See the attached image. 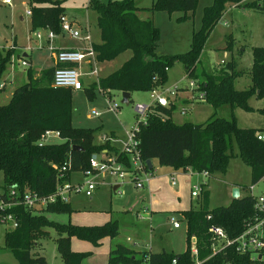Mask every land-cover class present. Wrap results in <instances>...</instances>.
Segmentation results:
<instances>
[{
  "label": "trees",
  "instance_id": "obj_1",
  "mask_svg": "<svg viewBox=\"0 0 264 264\" xmlns=\"http://www.w3.org/2000/svg\"><path fill=\"white\" fill-rule=\"evenodd\" d=\"M63 1L28 0L31 28L47 27L60 32V16L65 9ZM227 3H241L264 12L263 0H212L202 8L200 26L193 29L188 49L160 54L156 51L159 27L151 18L140 17L138 11L143 8L168 13L182 11L177 16V20L181 21L193 15L198 0H152L149 7H140L134 0H89L88 5L96 11V26L100 35V41L93 44L96 60L113 59L127 49L131 50V54L117 68L100 76L97 82L93 81L85 89L89 96L98 88L111 98L114 90L129 91L130 95L136 90H156L166 82L169 67L175 61L182 62L186 77L196 79L198 88L204 92L202 97L205 101L214 109L228 105L231 115L218 116L214 111L203 122L177 123L172 119L174 102L162 105L152 101L146 122H140L136 131L141 157L145 161L155 159L159 165L173 168L206 170L210 176L225 173L230 157L236 155L249 166L251 183H256L264 176V139L257 137L258 133L264 132V127L238 125L233 110L237 106L251 110L253 107L249 98L252 95L264 97V46L254 45L251 48L252 63L246 70L251 82L245 88L239 89L234 85L235 77L243 73V69L237 67L235 58L226 60L216 73L197 66L205 41ZM11 54V49L0 48V81ZM61 65H74V62ZM54 67L43 69L37 76L28 69L27 80L13 89L6 103H0L3 198L7 199L4 194L9 189L20 194L29 190L39 196L48 195L56 188L57 173L62 164L66 162L68 167L59 179L61 182L70 179L72 172L89 167L93 152L115 150L121 158H127L110 141H96L99 127L72 124L73 89L51 85ZM257 110L264 114V106ZM46 129L57 131L62 140L40 141ZM73 145L79 148H72ZM145 167L148 171L153 168H149L147 163ZM203 183L197 205L180 210L185 220L184 250H136L116 243L108 252L107 264H172L173 256L189 264L192 237L196 239L198 257L203 259L199 264H226L227 261L231 264H251L249 256L239 254L232 245L216 251L209 258L205 257L212 251L210 225H219L228 236H234L243 228L244 221L255 214L254 197L248 192L232 197L227 204L210 206L209 190ZM73 210L69 200L60 198L44 204L41 211L22 204L10 206L8 211L14 214L17 225L5 231L3 238L4 246L17 259L16 264L47 263L38 246L40 239L49 235L44 227L55 228L56 250L64 264H81L82 259L91 254V251L73 250L70 245L72 236L99 245L103 237H114L119 232L117 220L112 218L100 224H78L50 217L53 212L70 213Z\"/></svg>",
  "mask_w": 264,
  "mask_h": 264
},
{
  "label": "rangeland",
  "instance_id": "obj_2",
  "mask_svg": "<svg viewBox=\"0 0 264 264\" xmlns=\"http://www.w3.org/2000/svg\"><path fill=\"white\" fill-rule=\"evenodd\" d=\"M82 1L84 0H64L65 9L62 14L65 15L66 18H69L67 16L68 14L70 17L77 18L81 23H90L93 26H96L94 9L83 6ZM211 1L212 0H198L193 15L181 21L177 20V16L181 15L182 11H174L172 13L157 10L154 11V18L152 21L160 29L156 48L157 53L183 52L188 49L192 30L197 29L200 26L202 8L204 5L211 3ZM134 2L137 5L149 7L152 0H134ZM149 11L153 12L151 10ZM247 12L248 13L243 11L236 13L235 15H230L228 19L231 20L227 26V13L225 14L223 11V14L212 28L205 41L204 50H202L200 61L197 64L198 67L204 66L210 71L216 73L223 63L226 62V60H229L224 53V50L226 49L223 47L226 46L227 41L229 40L227 34L230 32L232 33L233 43L235 41V49L239 50L243 47V50H240L241 54H239V56H237V53L233 52V55L238 58L237 67L243 69L242 72L248 70L247 67L251 64L250 61L252 59L250 44L257 43L264 46V12L253 11L251 9H248ZM141 14L144 15V13ZM11 33L16 35L18 41L9 37ZM32 38V29L31 31H28L25 19L20 20L12 7L0 4V48H9L12 50L11 57L14 62V65H12V72L15 74L13 78L12 76H10L11 78H8L5 89L0 91L1 104L6 103L9 100L6 96L12 89L27 80L28 69H45L53 64L50 50L47 47L34 46L36 44L34 38ZM57 38H55V43H58L57 41H59L60 43L65 44V40H68V38H66L61 41ZM69 38L73 42L74 40H72V38L77 39L78 37L69 36ZM21 42L24 44H21ZM55 45L57 46V44ZM33 47H35V49ZM25 49H28V53L31 54L32 67L31 65L24 66L20 62L17 63L18 57H22V52ZM130 52V49L123 51L109 61V68L103 70L99 69V62H97L98 76L105 75L104 73H106L108 69L110 71V69L113 70L117 68L126 58L129 57ZM7 67L5 73L9 70V67L11 68L10 63ZM168 72V78L164 85L155 91L157 94L164 95L169 102H174L175 108L172 113V119L174 121H202V119H205V117L211 112H209V108L215 111V115L230 117V109L226 104L220 105L214 109L213 107H210L209 104L203 102L202 108L200 107L199 110L195 111L197 113L196 117L192 115L193 112L191 111H182L187 105H185V103L183 104L181 99L173 97L174 94H171L170 91L177 87L175 89V96H177V94L178 96H190V99L192 100L193 98L200 96L202 90L199 89L200 87L199 84H197L196 79L193 80V85L189 84V81L192 78L186 77L182 62L175 61L169 67ZM7 73V75L10 74L9 72ZM7 75L6 77H8ZM93 81L97 82V80ZM93 81L86 82L85 80V85L89 86ZM250 82L251 77L247 72L241 74L235 79V85L238 88L247 87ZM121 93V91L117 90L112 91V98L117 104H119L118 109L113 110L107 103L106 95L100 89L96 88L94 93L90 96L84 88L74 90L72 94V124L83 127H99V132L95 137L96 139H99V136L102 134H105L106 138L109 136L112 137L113 134L108 131L114 130L116 138L125 141L127 138L126 131L130 129L135 121V103L142 102L149 104L152 102V97L148 90H136L131 93L130 101L124 103L121 101ZM250 101L251 103H256L257 99L251 97ZM203 105H207L206 108H203ZM92 109L98 110L99 114L93 115L91 113ZM235 112H237L239 117L238 123L241 126L248 125L247 123L259 125V123H261L259 122V119L263 116L258 111H246L241 108H236ZM61 140L62 138L59 136H51L48 138V141L50 142H59ZM114 146L118 148L119 151V146L115 144ZM234 150L236 151L235 143ZM107 152H109L110 155L116 154L115 150ZM93 154H97L99 157L102 154V151L93 152ZM152 163L155 168L160 166L155 159L152 160ZM132 175L133 173H129L125 174V177L120 178L112 174L100 173L94 176V180L98 182V184L92 192L89 193L86 188H84L78 192L71 193L69 199L74 208L72 215L75 214L73 216L74 218L71 217V219L73 218L75 220V217L76 219L77 217H81V215H78L81 212L95 211L99 213L98 218H101L100 223H103L109 218L116 219L119 228L117 235L114 237H106V239L102 241V247L100 249H93V252L89 254V259L86 264H107V260L105 259L107 255L106 249L109 247L108 242L113 243L112 245L123 243L127 246L135 247L136 250L146 248L149 244L155 249H160L162 246H165L176 252L185 249V220L181 216L180 211L171 210L166 212H154L151 216L140 215L142 213L141 211L144 210L142 207L143 201L140 198L141 196H144V186L137 187L132 179ZM70 177L71 178L68 180H84L80 171L72 172ZM225 179H227V183L223 181ZM64 180L66 181L67 179ZM116 183H120V186L114 189L113 185ZM209 183L210 205L228 203L232 196L231 189L233 186L239 187L241 195L249 192L248 186L251 184L250 168L238 156L232 155L229 159L225 173H214L211 176ZM3 190L5 189L2 186V172L0 171V194ZM252 191L256 194H264V176L255 183ZM185 192L187 193V191ZM188 192L193 205H197L198 202H196V199L199 197L200 192L196 196L191 195L190 189ZM5 201L9 202L8 200ZM10 204L11 203L6 205L7 208L12 206ZM42 207V204H38L32 209L35 211H41ZM50 217L58 221L66 222L70 220V213L53 212L50 214ZM170 217H174L179 222V227L173 226ZM12 227L13 226L7 221L0 222V264L17 263V259L13 253L4 246L3 234ZM44 228L48 231L49 235L40 239L41 243L38 245L41 247L40 252L44 254L48 260L47 264H64L56 250L55 238L57 232L55 228ZM84 242H87L91 247L93 246L88 241Z\"/></svg>",
  "mask_w": 264,
  "mask_h": 264
},
{
  "label": "built area",
  "instance_id": "obj_3",
  "mask_svg": "<svg viewBox=\"0 0 264 264\" xmlns=\"http://www.w3.org/2000/svg\"><path fill=\"white\" fill-rule=\"evenodd\" d=\"M5 2H10L11 0H4ZM264 1V0H263ZM27 13H30L29 9ZM60 28L63 31L68 32L71 36L79 37L84 40H87L88 43L83 48H71V47H58L54 45L51 41L55 37L56 32L47 27H41L34 30L35 38L40 44V41L43 38V31L45 29L46 37L48 38V47L54 53L55 58V67L52 72V86H65L71 87L73 90L80 89L82 87V81L80 78L81 72L79 66L82 61H90L95 63V50L91 42V36L88 31L81 33L78 28L72 26V22L65 17V15L60 16ZM20 62L22 65H29L26 58H21ZM67 62H74L76 65H61ZM95 67L92 72H95ZM190 85L194 84L193 80L189 81ZM3 86V83L0 82V87ZM177 88V87H176ZM175 88V89H176ZM175 89L171 90V94H175ZM157 90V89H156ZM152 101H157L159 104L168 105L169 101L164 95L157 94L155 90H151ZM204 92H200L202 97ZM108 105L113 110L118 109V104L111 97L105 96ZM149 104L136 102L135 109V121L131 125L130 129L126 131L127 138L123 141L122 146L119 149V153L122 152L127 155V158L124 160L119 156L118 153L110 155L109 152L102 151V154L98 157L97 154H91L89 158V167L80 170V173L84 177V180H64L60 181L62 178L64 170L67 169L68 164L65 162L59 168L57 173L58 182L56 188L53 192L45 196H39L35 192L25 190L20 194L17 190L9 189L3 198V194H0V222L7 221L11 226L17 225V220L14 214L8 211L7 204H23L27 207L34 208L38 204H46L47 202L55 201L57 198L62 200H69V196L73 192H78L86 188L87 192H92L95 186L98 184L94 180V176L100 173H108L118 177H125V174L133 173L132 179L137 187H143L145 183L148 182L151 172L148 171L145 167L146 161L141 157L139 139L136 135V131L139 128V123H145L147 112L149 110ZM91 113L93 115H98L99 111L92 109ZM51 136H58V132L52 129H46L43 131L40 136V141H48V138ZM257 137L264 139V133L260 132L257 134ZM109 136L106 138L105 134L99 136L100 141H105L110 139ZM107 153V154H106ZM204 176H208L206 170H201ZM174 183V179L172 178ZM202 183H195L192 185L191 195H198L201 190ZM255 183H251L248 186L249 193L254 197V210L255 214L247 218L244 221L243 228L234 236H228L223 227L219 225L212 224L209 227V230L212 233V243H211V253L205 258H209L216 251L223 249L228 245L232 247L239 254H247L251 264H264V194L263 193H253ZM8 200L9 202H6ZM170 221L173 226H178L179 222L174 218L170 217ZM195 237L191 239L190 245V257L191 262L189 264H199L203 259L198 257V249L195 245ZM172 264H187L184 259H178L176 256L171 258ZM226 264H231L230 261H227Z\"/></svg>",
  "mask_w": 264,
  "mask_h": 264
},
{
  "label": "crops",
  "instance_id": "obj_4",
  "mask_svg": "<svg viewBox=\"0 0 264 264\" xmlns=\"http://www.w3.org/2000/svg\"><path fill=\"white\" fill-rule=\"evenodd\" d=\"M88 2H89V0H84V1H82V5L85 6V7L91 8L88 5ZM0 4H4V5H8V6L12 7L13 11L17 13V16L20 18V20H24L25 19V21L27 22L28 31L29 30L31 31L32 28L30 26V13H27V10L29 9L28 0H11L10 2H5L4 0H0ZM63 5L65 7L64 2H63ZM138 6L147 7V6H141V5H138ZM248 9H251L253 11H257L255 9L250 8V7L243 6L241 3H227V6H226V8L224 10L225 14L227 13V26L229 25V22L231 20V19H228L230 15H235L236 13H240V12H243V11L248 13L247 12ZM154 11H156V10H154ZM154 11L150 12L148 9L143 8V9H140L138 11V15L140 17H142V18H151V20H153ZM157 11H163V10H157ZM65 13H66V11H65ZM94 13H95L94 16H95V22H96V11ZM141 13H144V15H142ZM67 16L69 17L68 19L72 22V26L75 27V28H78L81 33H84L86 31H88L90 33L92 45L94 43L100 41L99 29L97 28V26H93L90 23H87V24H85L83 22L81 23V21H79L77 18L70 17L68 14H67ZM225 21H224V23H225ZM38 28H41V27H38ZM35 29H37V28H35ZM35 29H32V35H33V38H34V42L36 44L34 46L45 47V48L47 47L49 49V47H48L49 41H48V38L46 37L45 29H42L44 34H43L42 40L40 41V44L37 41V39L35 38V34H34V30ZM60 31H61L60 33L56 32L55 37L51 41L54 45L57 44L58 47L83 48L88 43L87 40H84V39L79 38V37L77 39H73L72 38V40H74L72 42L71 39H70L71 37L69 38V36H71V35L68 32L63 31L62 29ZM9 37L14 38V39H16V41H18L15 34L11 33V35ZM57 37H60V38H57ZM72 37H75V36H72ZM55 38H57V39H59L61 41H62V39L65 40L66 38H68V40L67 41L65 40V42H64L65 44H62L59 41H57L58 43H55V40H56ZM227 38H229V40L227 41L226 46L223 47L224 49H226V50H224V53L228 57L227 59H230V58H235L236 59L237 57L233 55V52L237 53V56H239V54H241L240 50H243V47L241 49H239V50L235 49V41L233 43L232 33L229 32L227 34ZM32 39H31V41H32ZM21 44H24V43L21 42ZM230 44H231V48H229ZM254 45H259V44H257V43L256 44H250L251 48ZM33 48L35 49V47H33ZM29 50H33V49H29ZM49 50H50V56L53 58L52 59V63L53 64L50 65L49 67H52V66L55 65V58H54V53L52 52V50L51 49H49ZM203 50H204V47H203ZM130 54H131V52H130ZM22 57L26 58V59L28 57L27 61H28V63L30 62L29 65H31V67H32V64H31V59L32 58H31V54L28 53V49H25L22 52ZM22 57H18L17 63L20 62V59ZM251 58H252V49H251ZM95 59H96V57H95ZM111 60L112 59L104 60V61H97L96 60L95 63H91L90 61H86V60L82 61V63L79 66V70L81 72L80 78H81V81H82V87L80 89H82V88L85 89L88 86V85H85L87 81L98 80V78L100 77V76H98V72H97V62H99V69L103 70L105 68H109V61H111ZM236 61H237V66H238V58L236 59ZM250 62L252 63V59H251ZM9 63L11 65V68L9 67V70L7 72H9L10 74L7 75L8 73L4 72L3 77H2V79L0 81V82L3 83V86H1L2 90L5 89L6 82H7L8 78H11L10 76H12V78H13V76L15 75L12 72V65H14L12 57H11ZM74 65H76V63H74ZM24 66H26V65H24ZM250 66H251V64L247 68H249ZM49 67H47V68H49ZM94 67H95L96 71L92 72ZM238 68H240V67H238ZM43 69L44 68L39 69V70L35 69V70H32V71L34 72L35 76H37V75L40 74V72ZM110 71H112V70L110 69ZM110 71L108 69V71H106V73H104V74L106 75ZM245 72L246 71H244L243 73H245ZM168 74H169V72H168ZM6 75L8 77H6ZM185 75H186V72H185ZM240 75L241 74L237 75L235 77V79L238 76H240ZM235 79H234V85H235ZM85 80H86V82H85ZM191 80H193V79H191ZM235 87H236V85H235ZM236 88H238V87H236ZM185 89H186V87H185ZM239 89H241V88H239ZM76 90H79V89H76ZM12 91H13V89L7 94L6 97L8 99H9ZM149 92L151 93V91H149ZM173 97H177V98L181 99L182 103L183 104L185 103V105H187V106H185L184 109H182V111H184V112H190L191 111V112H193L192 115L194 117H196V114H197L195 111L199 110L200 107L202 108V103L203 102L209 104L210 107H213L210 103L205 101L204 97H198L197 96V98H193L192 100L190 99V96H178V94H177V96H175V94H174ZM251 97H254L255 99H257V102L256 103H251V101H250ZM251 97L249 98V104L253 107V109L246 110V109H244V108H242L240 106H237V107L234 108L233 112L235 114L237 123L239 122V117L237 115V112H235L236 108H241V109H244L246 111H258L259 113H261L259 110H257V108H260V107L264 106V97H257L256 95H252ZM206 106L203 105V108L204 107L206 108ZM229 109H230V107H229ZM209 112L210 113L208 114V116H206L205 119H202V121H198V120L197 121L184 120V121L203 122V121L207 120L213 114L214 111L211 110V108H209ZM230 112H231V109H230ZM261 114L263 116H262V118L259 119V122H261V123H259V125H256L254 123H247L248 125H243V126H252V127H259V128L264 127V114L263 113H261ZM184 121H182V122H184ZM182 122H177V123H182ZM238 125H239V123H238ZM108 132L113 134L112 137L110 139H108V141L110 140V142H112L113 144L119 146V149H120V147L122 146L123 140H120L119 138H116V134H115L114 130H110ZM262 133H264V132H262ZM96 141L97 142H104V141H100L98 138L96 139ZM151 163H152V160H151ZM152 166H153V168L150 171L151 172V176H150L148 182L145 183V185H144V196L140 197L141 200L143 201L142 202V207L144 209L143 211H141L142 213L140 215H142V216H148V215L151 216V215H153L154 212H161V211H165L166 212V211H171V210L180 211L182 209H186L188 207L194 206L193 203H192V200L189 198L188 190L190 189V191H191L192 184H195V183H198V182L199 183L206 182L205 185H206V187L209 190V204H210V188H209L210 183L209 182H210V178L212 176L211 174H210V176L207 177V176H204L201 171L192 170L189 167H187L185 169H182V168H173V167H171L169 165H160L159 167L155 168L153 163H152ZM172 178L174 179V183L172 182ZM223 181L227 183V179H225ZM229 182H231V181H229ZM117 184H118V186H120V183H117ZM185 191H187V193ZM239 196H242L240 189H239ZM231 198H232V196L230 197L229 201L231 200ZM69 201H70V199H69ZM70 203H71V201H70ZM224 204H227V202L224 203ZM210 206H215V205H210ZM74 215H72V212H70V221L73 222V223H78V224H98L99 223L100 224V222H101V218H98L99 213L95 212V211L94 212H92V211L81 212L80 214H78V215H81V217H77V219L75 217V220L73 219ZM71 217H73V218L71 219ZM109 219H111V218H109ZM174 227H179V225L178 226H174ZM105 239H106V237H103L101 239V243L99 245H93L90 242L93 245L91 247L89 244H87V242H84V241H87V240L80 239V238H77L75 236H72L71 239H70V245H71V248L73 250H76V251H91V253H92L93 249L94 250H98V249H100L102 247V245H101L102 241H104ZM110 243L111 242H108V246L109 247H107V249H106L107 255H106V259L105 260H107L108 252H109L110 248L113 246L112 245L113 243H111V244ZM163 248L167 249V250H170V249L166 248L165 246H162L160 249H155V248H152L150 246V244L146 248L138 249V250L159 251V250H161ZM134 249H135V247H134ZM88 259H89V255L82 259L81 264H86V262H88ZM47 263H48V260H47Z\"/></svg>",
  "mask_w": 264,
  "mask_h": 264
},
{
  "label": "water",
  "instance_id": "obj_5",
  "mask_svg": "<svg viewBox=\"0 0 264 264\" xmlns=\"http://www.w3.org/2000/svg\"><path fill=\"white\" fill-rule=\"evenodd\" d=\"M122 97H121V101L124 102V103H128V97L130 95V92L129 91H122ZM72 148H79L78 145H73ZM146 163L148 165V167L150 168L152 166V163H151V160L148 158L146 159ZM118 186V184H114L113 185V188L116 189ZM231 195L232 197H238L239 196V187L237 186H233L232 189H231Z\"/></svg>",
  "mask_w": 264,
  "mask_h": 264
}]
</instances>
